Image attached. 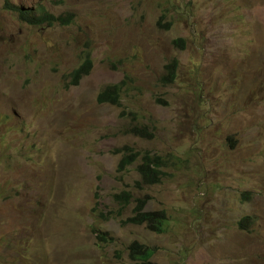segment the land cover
Returning <instances> with one entry per match:
<instances>
[{
  "label": "rangeland",
  "instance_id": "obj_1",
  "mask_svg": "<svg viewBox=\"0 0 264 264\" xmlns=\"http://www.w3.org/2000/svg\"><path fill=\"white\" fill-rule=\"evenodd\" d=\"M141 199L164 232L126 222ZM0 264H264V0H0Z\"/></svg>",
  "mask_w": 264,
  "mask_h": 264
},
{
  "label": "trees",
  "instance_id": "obj_2",
  "mask_svg": "<svg viewBox=\"0 0 264 264\" xmlns=\"http://www.w3.org/2000/svg\"><path fill=\"white\" fill-rule=\"evenodd\" d=\"M22 16L32 25H39L41 23L54 24L56 22L66 21L65 17H56L52 14H45L44 18L39 19L33 17L29 10L23 11ZM91 68V61L87 59L80 68L73 72V78L75 79L74 83H77V80L80 79L82 73H88ZM121 89L117 86H110L106 88L100 95L99 101L104 102L105 100L112 101L113 103H118L119 93ZM138 131L139 130H135ZM128 155L122 159L118 171L123 173L133 165L137 160H141V163L138 165L137 170L141 177V185H153L161 181L162 168L164 166V160L159 157L150 156L149 154L135 153L132 150H128ZM117 202L122 206L126 207L132 200V196L129 192L123 191L121 194L115 196ZM147 200L141 199L138 201L135 213L132 217L126 220L127 223L143 225L146 224L147 227L152 231L162 232L164 230V223L166 221L165 211H146ZM246 220V219H245ZM243 224V223H242ZM107 236V234H105ZM153 256V252L145 245L138 243L137 241L133 242L130 246V257L133 260H149Z\"/></svg>",
  "mask_w": 264,
  "mask_h": 264
},
{
  "label": "clouds",
  "instance_id": "obj_3",
  "mask_svg": "<svg viewBox=\"0 0 264 264\" xmlns=\"http://www.w3.org/2000/svg\"><path fill=\"white\" fill-rule=\"evenodd\" d=\"M28 10H30V9H28ZM31 13V12H30ZM45 14H50V13H47V12H45L44 13V16H45ZM53 15V14H52ZM55 16V15H54ZM36 17V16H35ZM56 17H64V16H56ZM36 18H39V19H42L41 17H36ZM67 21H64V22H61L60 21V23H66ZM45 23H47V22H45ZM42 24V23H41ZM47 24H49V23H47ZM55 24V23H54ZM49 25H53V24H49ZM179 44H184V42L182 41V40H179V42H176V46H178ZM88 59V58H87ZM86 59V60H87ZM85 60V61H86ZM91 65H92V62H91ZM178 65H179V62L177 61V60H174V61H172L168 66H166V71H167V79L169 80V82L170 83H172V82H174V80L176 79V73H177V70H178ZM109 87V86H108ZM108 87H106V88H108ZM106 88H104L103 89V91L106 89ZM120 89V88H119ZM102 91V92H103ZM101 92V93H102ZM100 93V94H101ZM99 94V95H100ZM98 98H99V96H98ZM120 99H121V91H120V93H119V98H118V103H119V106H120ZM105 102H112V101H109V100H105L104 102H102V103H105ZM113 103V102H112ZM115 105H118V104H116L115 103ZM123 116V111L121 112V117ZM135 130H139V132L138 131H135ZM132 135H135V136H143V135H148L147 134V130L145 129V128H135V129H133V130H131V132H130ZM128 150H132V151H134L133 149H131V148H129V147H125V148H123V149H121V150H117V151H115L113 154L114 155H122V158L120 159V161H119V164H118V168L120 167V164H121V162H122V159L123 158H125L127 155H128ZM135 153H139V152H136V151H134ZM151 156V155H150ZM154 157H156V156H154ZM140 160V159H139ZM138 161V160H137ZM136 161V162H137ZM135 162V163H136ZM140 162H141V160H140ZM134 163V164H135ZM133 164V165H134ZM132 166V165H131ZM130 166V167H131ZM138 167V166H137ZM118 168H117V172H118V174H122L121 172H119L118 171ZM129 169V168H128ZM127 169V170H128ZM126 172V171H125ZM137 172H138V170H137ZM124 173V172H123ZM138 174H139V172H138ZM139 176H140V174H139ZM141 178V177H140ZM139 184H142L141 183V181L139 182ZM125 192H127V191H125ZM131 194V193H130ZM118 195V194H117ZM132 196V195H131ZM116 200V199H115ZM132 200H133V197H132ZM131 200V201H132ZM117 201V200H116ZM139 201V200H138ZM138 201H137V203H136V206H135V208H134V210H136V207H137V205H138ZM131 203V202H130ZM129 203V204H130ZM98 204H99V202H97V206H98ZM128 206V205H127ZM126 206V207H127ZM122 207V206H121ZM97 208V207H96ZM96 208H95V211H96ZM122 209H124V207H122ZM147 211V210H146ZM148 212H150V211H148ZM152 212H154V211H152ZM134 213H135V211H134ZM166 213V212H165ZM111 217H112V214L110 215ZM246 221H248V219H243V221L241 222V227L244 229L245 227V225H244V222H246ZM165 222H167V221H165ZM243 223V224H242ZM164 225H166V223H164ZM163 227H165V226H163ZM162 232H164V230L162 231ZM98 236V238H100V239H102L103 241H106V238H105V234H103L102 236L101 235H97ZM110 240H112V239H110ZM153 252V251H152ZM153 254H154V252H153ZM129 257H130V250H129ZM130 259H131V257H130ZM133 260V259H132ZM150 260V259H149ZM149 260H146V261H149ZM134 261H138V260H134Z\"/></svg>",
  "mask_w": 264,
  "mask_h": 264
}]
</instances>
